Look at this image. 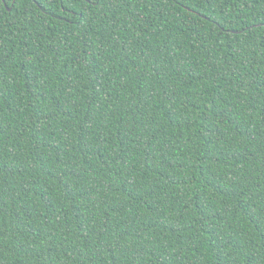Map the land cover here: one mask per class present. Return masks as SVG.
<instances>
[{
    "label": "trees",
    "instance_id": "1",
    "mask_svg": "<svg viewBox=\"0 0 264 264\" xmlns=\"http://www.w3.org/2000/svg\"><path fill=\"white\" fill-rule=\"evenodd\" d=\"M0 264H264V0H0Z\"/></svg>",
    "mask_w": 264,
    "mask_h": 264
}]
</instances>
